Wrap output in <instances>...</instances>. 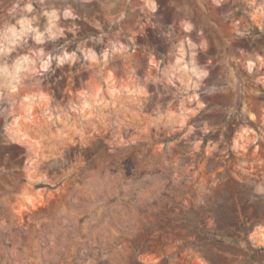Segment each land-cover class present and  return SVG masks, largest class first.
<instances>
[{
  "label": "rangeland",
  "instance_id": "1",
  "mask_svg": "<svg viewBox=\"0 0 264 264\" xmlns=\"http://www.w3.org/2000/svg\"><path fill=\"white\" fill-rule=\"evenodd\" d=\"M70 1L0 0V264H264V0Z\"/></svg>",
  "mask_w": 264,
  "mask_h": 264
},
{
  "label": "crops",
  "instance_id": "2",
  "mask_svg": "<svg viewBox=\"0 0 264 264\" xmlns=\"http://www.w3.org/2000/svg\"><path fill=\"white\" fill-rule=\"evenodd\" d=\"M128 1L129 0H71L67 5H70L69 7H71V9H76L71 11L81 10L89 15H94L95 13H99V14L101 13L104 16H110V15L120 16L121 14L127 13ZM67 11L71 12L68 9ZM216 94L214 97H212L211 101L204 102L202 108L207 109L208 114L219 113L221 115V118L219 120L209 115L206 119L208 125L217 128L220 127L225 128L227 124L225 122L226 116H224V113L225 112L227 113V110L232 103L233 94L231 91L226 92V94L225 93H221V94L216 93ZM210 102H212L214 106H211Z\"/></svg>",
  "mask_w": 264,
  "mask_h": 264
}]
</instances>
